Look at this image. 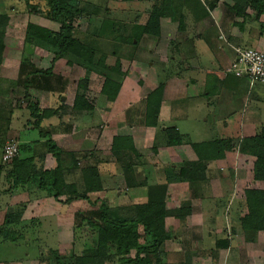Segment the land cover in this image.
I'll return each mask as SVG.
<instances>
[{
    "label": "crops",
    "instance_id": "0c3cea01",
    "mask_svg": "<svg viewBox=\"0 0 264 264\" xmlns=\"http://www.w3.org/2000/svg\"><path fill=\"white\" fill-rule=\"evenodd\" d=\"M150 1L152 0H146L144 2L149 5L148 8L151 5ZM182 1L162 0L159 3V0H157L155 2V4H159L160 8L164 9L161 11L159 17L158 35L144 34L142 36L144 37L143 42L146 39H150L146 40L149 43L147 48L148 62L145 64L142 60L132 59L143 70V80L141 77H137V80L141 81V84L134 81L130 82L131 87L134 86L138 89L146 87L140 97L132 94V91L131 93L121 94L123 89V83H121L118 95L110 103L99 93L103 82L101 81L98 88V93L101 98L96 96L95 99L90 100L87 94L85 97L87 102L91 104L92 109L88 111H76L72 109L76 92L69 100L70 103L65 104L62 102L64 99V90L67 88L66 84H68V75L66 74H63V77L66 78L65 86L53 87L54 91H48L34 86L28 88L29 93L31 90L34 93L33 95L30 94L35 98L34 100L41 104L38 106L40 109H57V111L43 119L40 123V127H43L47 131L44 134L45 137L43 136L42 138L39 134L37 138L30 137L26 119L24 120L25 123L17 124L18 128L21 127L24 132H22V136L18 137V142H16L26 145L24 148L26 152H21L20 158L34 157L32 163H35L36 167L41 165L42 170L55 168L57 163L51 154L46 155V160L43 165L41 162H36L37 157L35 154L43 150L41 143L45 139L50 138L63 152L73 153L79 159L83 160L84 156L86 159V154H90L87 156V161H90L98 167L104 183L105 180L111 184L112 182L120 181V179L124 183L122 173L114 170L115 166L106 161L112 159L110 157L112 138L115 136H128L136 151L141 155L140 159L133 158L135 162L140 160L139 163L134 164L136 165L134 166V170H136L133 174V182L136 180L135 182L137 183L145 181L152 183L147 178L153 174V182L160 178L162 180V178L165 179L167 177L166 175L172 174L174 168L176 169V167L182 166L184 162H194L197 160L196 154L191 147V144L194 142L188 136L196 120L193 114L202 107L200 103L206 107L214 105L212 113L208 117H202L204 119L203 123L211 120V128H216L222 137H229L228 139H231L232 144L236 143V146L232 145V149L230 150L234 151L237 149V151H241L239 145L242 140L261 135L264 129V108L248 109L245 107L244 99L242 100L245 90L257 86L259 83L250 85L246 76H235L228 72L227 69L235 58L234 47L264 50V27L261 29V25L264 26V14L259 18H255L252 11L249 12L247 9H243L244 5L238 2L239 0H194V3L192 2L193 5L185 4ZM127 3H135V0ZM186 6H188L187 11L185 9ZM238 9L244 11L239 13L240 11ZM146 20L147 14H144L141 22H138L136 19L134 21H137L136 23L138 24H144ZM9 25L11 27L12 24L9 23ZM153 40L157 42H153L151 45V41ZM118 62L120 64L121 61L119 60ZM2 65L0 66V70L1 68L5 70V67ZM74 65L77 68H73L74 72L82 68V66L78 67L79 65L75 63ZM36 69L44 70L47 68L37 65ZM120 72L123 73L122 70ZM94 73L96 74V72H93L90 75ZM84 75L83 72L81 78H87V88L90 90L92 78L90 75L86 77ZM75 84L77 85V81ZM145 84L147 85L145 86ZM159 84H162V91L157 120L153 125H146L145 116L146 109L148 108L146 97ZM136 88L135 92L138 90ZM256 93L264 97L262 90ZM54 94H57L59 99L57 98L55 100L53 98ZM204 95L206 96V102H200L198 99ZM102 97L108 103V106L105 108L103 106H97L98 101H102ZM209 97L211 98L209 99ZM234 99H237V103L233 104ZM180 100L186 102L192 100L194 113L190 114L184 112L183 109H175L173 103ZM135 101L141 103L139 111L135 114V117L126 116L127 106ZM57 102H59L58 105ZM116 105L121 107V110L118 112H114ZM216 108H218V112L215 111ZM240 108L241 110H239ZM20 110L25 114L27 112L25 109H17V111ZM87 113L92 114L90 120H86ZM104 115L109 120L111 119V122H107L109 125L105 127L106 129H102L103 126L99 124ZM168 127H174L182 136L181 144L173 146L166 144L165 129ZM157 134L164 138L156 142L155 137ZM104 139L109 143L107 151H102V142ZM203 142H208V140H203ZM227 151L229 150L224 152L222 158H218L215 161H227L230 158V152ZM149 158L153 160L151 159L149 162ZM78 164L73 167L69 159H67V164H61L62 168H64V180L66 182H70L71 180L79 182L80 173L77 168L81 165ZM205 164L206 168H209L210 162L208 163L207 161ZM139 174L140 177L138 176ZM205 179H200L199 182H204ZM256 186L253 188H264V183H257ZM142 188L144 187L135 188V186H132L127 189L131 192V194L128 193L129 203H139L145 200L146 192L142 195ZM193 193L195 196L194 191ZM40 195H43V192L34 191L32 187L28 189L26 185L12 186L10 190L9 188H2L1 181L0 226L7 209L18 204H24L25 208L23 209L21 221L16 226L21 227L22 225H27L30 226L28 231L31 232V229L35 231L37 226H39L38 224H42L44 218L47 220L50 219V226H54V222L56 226L60 225L62 220L59 216L65 209L61 207L57 208L53 196L46 195V198L45 196L39 198L38 196ZM182 195L187 197L184 192ZM140 197L141 199H139ZM100 200H103V198ZM165 201L168 208L177 207L167 202V200ZM71 202L66 205L64 204L63 207H70L72 209V205L75 202L78 204L81 203L80 200ZM96 203L98 202L92 201L88 209L96 208ZM85 204L87 205V202ZM57 209H61L62 211H57ZM85 210H87L86 207L73 211L75 213L76 211ZM168 221L166 220L167 224ZM23 241L27 242L28 246H32L29 237L20 239L18 243H22ZM14 244L2 241L0 238V252L4 249V254H7L6 251L14 246ZM31 262L33 263L27 252L22 257H19L18 260L13 258L12 260L0 259V264H26Z\"/></svg>",
    "mask_w": 264,
    "mask_h": 264
},
{
    "label": "rangeland",
    "instance_id": "374dc122",
    "mask_svg": "<svg viewBox=\"0 0 264 264\" xmlns=\"http://www.w3.org/2000/svg\"><path fill=\"white\" fill-rule=\"evenodd\" d=\"M145 1L146 0H135V3L132 4L122 2L121 0L68 1L70 6L82 9V12L86 11V13L88 12L89 14L88 17L85 16V13L79 16L76 14L77 17L73 25L76 27L75 33L79 41L92 51L95 60H99L102 55L106 56L104 64L108 67L113 66L115 60L119 59L121 61L120 70L123 71V75L120 76L122 78L121 83H123L121 94L131 93L132 91V94L138 97L144 93V88L146 87L143 89H138L134 86L131 87L130 82L134 81L141 84V81L137 80V77H141L143 80V70L140 69V66H137L138 63L135 64L132 59L142 60L145 64L148 62L147 48L149 43L146 40L150 39L145 38L146 40L143 42L144 37L137 36L138 28L136 25V22H141L144 14H147L149 5L144 3ZM161 1L162 0H159V3ZM152 2L153 0L150 1L151 5ZM182 2L193 5L192 2L194 3V0H183ZM24 4L22 0H0V14H7L8 23L12 24L11 27L6 29V35L8 36V51L0 64V66L4 64L2 66L5 67V70L2 68L0 70V110L2 114L5 115L6 111L11 109L12 113L10 115V125L6 140L12 139L14 141H17L18 137L22 136V132H24L21 127L18 128L17 124L30 118L27 112L25 114L21 110L17 111V109H25L24 107L28 100L33 102L36 101L32 96L34 94L32 90L29 93L20 83V79H24L25 77V73L20 72L19 67L22 64L21 61L25 59V64L31 62V65L33 64L36 68L37 65L50 68L53 58L51 51L41 46H29V44L25 43V26L30 22L39 26H47L46 28H51L50 30L54 31L59 27L58 23L52 22L43 16L45 10L43 3L39 5L41 11L38 12L25 11L26 8ZM185 9L187 11L188 6H186ZM244 9H247L249 12L251 11V9L246 6ZM135 19L137 20L136 22L134 21ZM130 38H133L131 42ZM135 38H140L137 43L135 42ZM153 42L156 43L157 41H151V45ZM163 47L165 46L163 45ZM53 65L55 67V72L68 75V84H66L67 88L64 90L63 103H70L69 100L73 94H75L76 90H78L75 82L84 79L81 78L83 72L85 74L84 77L89 76L90 73L96 72V74L90 75L92 78L90 90L87 88L86 94L90 100L95 99L96 96L101 98L98 93V88L103 77L98 72H107L101 63L95 65V70L97 71L92 72L87 71L85 67L74 72V69H77L76 66L74 64L72 66L67 65L65 59H58ZM57 83L61 84L59 79L54 81V84L57 85ZM65 83L62 84L65 85ZM146 85L147 84H145V86ZM135 88L136 90L138 89L136 92ZM259 90L264 92V84L259 83L257 86L245 90L242 100L244 99L243 102H245L246 108H264V97L256 93ZM26 93L29 96L27 98L24 96ZM205 97L204 95L198 100H200V102H206ZM237 97H239V95H237ZM53 98L55 100L57 98L59 99L57 94H54ZM210 98L211 97H209V99ZM58 103L59 102H57V105ZM234 103H237V99L233 100V104ZM97 104V106H103L104 108L108 106V103L103 97L102 101H98ZM40 105L41 104L38 103V106ZM140 105L141 103L139 101L132 102L128 105L126 116L135 117V114H137L140 109ZM200 105L202 107L193 114L194 109H192V100L187 102L180 100L173 103L175 109H183L184 112L193 114L196 117L194 126L190 129L189 139L194 143H202L203 140L213 142L216 139H228L229 137H222L216 128H211V120L208 119L209 121L207 123H203L204 119L202 117H208V115L212 113L214 105L207 107L202 105V103H200ZM120 110L121 107L116 105L114 112ZM239 110H241V108ZM215 111L218 112V108H216ZM91 115V113H87L86 120H90ZM20 120L22 121L20 122ZM32 121L33 119L31 122ZM109 121L111 122V119L109 120L106 115L102 116L99 123L103 126L102 129H106L105 127L109 125ZM27 128L30 130H28V132H30L31 138L38 137L37 129H32V124H29ZM161 138L164 137L157 134L155 141H160ZM102 144V151H107L109 147L107 140L104 139ZM234 145L236 146V143H234L233 146ZM219 147L220 146H218V148ZM213 148L215 150V147ZM1 149L2 147H0V151ZM214 150L211 151V156L216 155ZM227 152H230V158L227 161H215L217 159H210L208 161V163L210 162V166L205 170L204 174L206 179L204 182L191 184L183 180L174 181L178 179L175 173L179 167H176V169L174 168L173 170L175 171L172 170V173L175 174V178L168 181L169 183L165 185L166 200L173 206H177L176 208L188 207L190 208V212L184 216V221H174L171 218H167V220H169L167 228L171 234V239L165 241L161 247L164 259L167 262L171 264H181L186 261V256H189V264H264V232L247 233L239 226L238 220L245 212L243 207L244 189L248 187H257V183L252 181V166L255 157L250 152L241 153V151H237V149ZM41 154V151L35 154L37 159ZM46 155L47 154H44L40 160L42 165L46 160ZM67 159L69 158L65 156L64 164H67ZM149 159L150 162L152 158ZM81 161L82 160H80V162ZM82 164L83 161L80 165ZM2 167L5 168V170L0 176V182L2 181V188L7 189L10 184L4 180V176L9 167L6 165H2ZM138 176L140 177V174ZM152 177H154V174L147 178L148 181L152 183H160L169 180L166 178H162L161 180L160 178L153 182ZM72 181L74 180L70 182ZM142 189V195H144L145 189ZM193 191L195 192V196ZM183 192L187 197L182 195ZM128 193L131 194L121 179L111 184L105 180L102 190L97 193L88 194V201L80 200L81 203L79 204L75 202L72 205V209L80 210L86 207V209L89 210L88 208H90L89 205L92 201L97 202V200L100 201L102 198L107 200L111 206H113L114 203H117L118 206H129L131 203H129ZM43 196L46 198L45 193L38 197L42 198ZM50 197H52V195H50ZM139 199H141V197ZM62 200L63 196L58 199L54 198L57 208L61 207L65 209L63 211L57 209V211H62L59 216L62 220L60 225L56 226L54 222V226H50V219H41L42 224L37 226L35 231H32V229L31 232L27 231L32 246H28L25 241L18 243V240L15 242L14 246L6 251L7 254H4V249L0 252V259L12 260L13 258L18 260L19 257H22L24 253L27 252L33 263L26 264H54L53 253L49 252V250H53L56 252L58 258H60L62 264H73L72 254H79L87 245L92 244L93 237L89 230L87 231L83 228L84 233L81 238H72L75 213L70 207L64 208ZM86 202L87 205L85 204ZM96 205H98V203H96ZM219 239L228 240L229 246L226 249L216 247V242ZM9 243L12 244L11 242ZM35 260L36 262H34ZM105 264L113 263L107 261Z\"/></svg>",
    "mask_w": 264,
    "mask_h": 264
},
{
    "label": "trees",
    "instance_id": "16d2710c",
    "mask_svg": "<svg viewBox=\"0 0 264 264\" xmlns=\"http://www.w3.org/2000/svg\"><path fill=\"white\" fill-rule=\"evenodd\" d=\"M24 1L25 11L38 12L43 3L45 7L43 16L55 23L59 24L56 31L49 28L39 26L28 22L25 26L24 41L29 46H41L53 54L52 64L47 69H36L31 62L25 64V59L20 65V72L25 73L24 79H20L23 88L40 87L48 91H54L53 87H64L66 78L63 74L54 71V63L58 59H65L66 64H77L85 67L87 71L95 70V65L101 63L107 72L99 71L103 77V82L100 89V95H103L108 102H113L118 95L121 86V75L119 59L113 66L108 67L104 64L106 56L98 60L92 51L84 46L76 35V27L73 25L76 14H84L88 17V12H82V9L70 6L69 0H22ZM123 2H131L132 0H122ZM153 0L152 5L147 10V20L144 24L136 23L137 36L142 37L144 34L158 35V22L161 11ZM243 3L244 8L249 7L255 18H259L264 14V0H239ZM40 3V4H39ZM238 8V7H237ZM243 8V9H244ZM239 10V9H238ZM245 10V9H244ZM244 10H239L243 12ZM42 14V13H41ZM9 27L7 14H0V64L2 59L7 54L8 36L6 29ZM264 26L261 25V29ZM135 38V42H138ZM133 38H130V42ZM59 79L60 83L54 84V81ZM19 83V84H20ZM66 84V83H65ZM77 89L72 109L76 111H88L92 109L91 104L86 100V92L88 80L84 78L77 82ZM58 89V88H57ZM162 84H159L146 97L147 106L145 124L153 125L157 120V115L160 107V95ZM25 98L29 97L26 93ZM30 118L27 123L32 124V129H37L41 138L47 131L40 127L43 119L51 114L56 113L52 109H40L36 101L27 102L24 107ZM11 109L3 115L0 110V147L4 145L7 131L10 125ZM33 121L31 122V120ZM31 126V125H30ZM45 131V132H44ZM264 129L261 135L248 137L242 140L240 144L241 152H250L254 155L255 160L252 166V179L256 183H264ZM166 144L168 146L179 145L182 143V136L175 130L174 127L165 129ZM45 137V136H44ZM6 140V141H5ZM43 150L41 155L36 160L40 162L44 154H51L57 165L53 169L42 170L41 165L36 167L32 163L34 157L21 159L20 153L26 152L24 144H18V154L7 164L0 165V175L5 170L2 165L11 167L8 169L4 179L9 183V190L12 186H25L34 191L52 195L55 199L63 196L62 204H69L74 200L88 201V194L98 192L104 188V181L100 176L99 169L86 159L77 158L73 153L63 152L50 138L45 139L42 143ZM231 139H216L213 142L192 143L191 147L196 154L197 160L194 162H184L177 170L174 181H188L191 184L199 183L200 179L205 178L206 162L210 159L222 158L226 150L232 149ZM218 146H220L218 148ZM202 147V149H201ZM215 147V150L214 148ZM2 150V149H1ZM215 156H211L213 151ZM69 158V162L76 166L80 160L83 161L81 166H78L80 173L79 182H66L64 180V171L62 165L64 157ZM95 157V156H94ZM109 163L115 166L114 170L121 172L124 178V184L127 189L135 186L144 187L146 198L139 203H132L129 206H118L114 203L113 206L105 199L100 200L96 208L87 211H76L74 215V225L72 229V238L79 239L84 233L83 228L92 234V244L87 245L79 254H72L73 264H105L111 261L113 264H171L164 259L161 247L165 241L171 239V234L167 228V218L174 221H184L185 215L189 214L190 208H168L166 206V186L172 180L175 174L166 175L164 182L148 183L147 181L137 183L134 179V164L139 163L141 155L134 148L131 139L128 136H115L112 138L110 145ZM213 157V158H212ZM1 161V154H0ZM82 161L80 163H82ZM106 161V162H108ZM80 165V164H78ZM73 169V168H72ZM138 186V187H137ZM243 207L245 212L238 218L239 226L247 233H255L264 231V188H247L244 190ZM94 205V204H92ZM24 204L7 209L3 222L0 226V238L2 241L15 243L20 239L28 237V228L30 226L22 225L18 227L21 221ZM183 212V213H182ZM40 226V224H38ZM18 227V228H17ZM73 242V241H72ZM229 242L226 239H219L216 242V247L226 249ZM53 253L54 264H62L56 252ZM181 264H189V256H186V261Z\"/></svg>",
    "mask_w": 264,
    "mask_h": 264
},
{
    "label": "built area",
    "instance_id": "2783aa9c",
    "mask_svg": "<svg viewBox=\"0 0 264 264\" xmlns=\"http://www.w3.org/2000/svg\"><path fill=\"white\" fill-rule=\"evenodd\" d=\"M235 58L227 71L235 76H246L250 85L264 84V50L234 47ZM18 154L17 142L9 139L2 146L1 162L7 164Z\"/></svg>",
    "mask_w": 264,
    "mask_h": 264
}]
</instances>
